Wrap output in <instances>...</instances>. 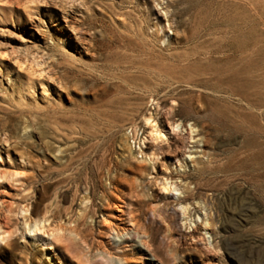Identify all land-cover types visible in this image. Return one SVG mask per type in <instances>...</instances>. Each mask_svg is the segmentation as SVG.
<instances>
[{"label":"rangeland","instance_id":"1","mask_svg":"<svg viewBox=\"0 0 264 264\" xmlns=\"http://www.w3.org/2000/svg\"><path fill=\"white\" fill-rule=\"evenodd\" d=\"M128 156L145 170L129 175L130 214L156 244L152 212L166 216L179 264H264V0H0V264H99L97 242L124 222L109 178ZM178 171L211 251L163 189ZM59 228L80 237L54 248Z\"/></svg>","mask_w":264,"mask_h":264},{"label":"bare ground","instance_id":"2","mask_svg":"<svg viewBox=\"0 0 264 264\" xmlns=\"http://www.w3.org/2000/svg\"><path fill=\"white\" fill-rule=\"evenodd\" d=\"M171 108L173 110L174 106H171ZM156 120V115L151 111H149L145 116V121L147 123L149 121L154 122ZM168 126H170L169 130L174 132L176 136L182 139L186 138L195 140L196 144L201 140L198 137L200 131L196 128V125L194 123L190 125L189 131H186L185 133L183 132V121L177 122L174 117L169 119ZM152 132L156 134L157 140L164 141V136H167V133L162 126H152ZM192 153L193 152H191L189 156H191ZM175 158L177 161H179V158L177 156ZM125 159L128 163L126 165L127 167L124 169V172L121 174H115L109 178L110 187H112L114 191H117L120 194L119 199L124 203L123 205L125 206V209L121 210L122 214L120 215L121 217L123 216L121 220H123L124 222L122 221V225L114 223L113 225H110L108 227L106 239L97 242L100 247L96 249L93 255L95 260L94 262H97L99 264H179L182 261L184 254L180 253L176 248L179 243L173 237V229L170 225L171 222H167L166 216H162L155 211L152 212L153 219L161 224L166 230L160 242L156 244L154 241V237L150 232L147 231L145 225L137 221L136 218H134L130 214V203L126 202L125 198V190L130 185L129 175H134L135 178H139L145 172V170L142 165L132 161V156H128ZM149 160L153 162L154 157H150ZM143 162H146V159H144ZM183 166L186 167L187 164ZM177 174L178 178H180V183L176 184V182H173V177H170V184L168 182L169 177H165L161 182L163 184V189L169 192L170 196H168L167 198L172 201V203L176 207H174L175 210L182 217L183 225L186 230L188 229L187 234L189 238L192 241L196 240V243L193 242V247L195 248V245L198 243L204 246V248L208 251H211V248H209V246L207 245L205 237L202 235L201 231L204 230V232H207L206 230L212 225V222L210 221L206 212H204L203 215L200 216V214H202L201 209H196L193 206L194 201L196 200V191L195 188H190L191 181L188 180V177L184 172L178 171ZM88 178L89 177L86 178V183L88 182ZM172 184H175V188L173 189ZM174 189L180 190L181 194L175 195L173 193ZM85 190L89 195H91V197L93 196V190L91 186L86 184ZM45 193V189L44 187H42V198L46 196ZM111 199L113 198L109 196L107 200ZM119 199L113 200L117 202ZM198 203L199 201H196V204ZM114 205L117 208L119 206L116 203ZM89 209L92 213V216L95 215L98 211L93 200L91 201ZM193 210L196 211L192 213ZM195 213L198 214L197 219L200 218V220H197L194 217ZM36 230L38 229L35 225L33 231ZM0 235V240L4 241L8 239L11 233L3 231ZM63 237L78 238L80 236L76 228L68 229V233H66V230H61L59 228L57 229V233L51 235L50 245H53V247L56 248V246L59 245V242H57L58 239ZM137 255L139 256V261L133 259V257Z\"/></svg>","mask_w":264,"mask_h":264}]
</instances>
